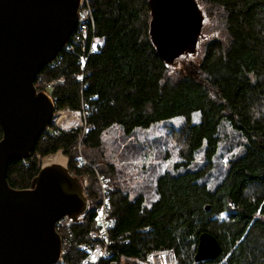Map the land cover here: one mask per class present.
Instances as JSON below:
<instances>
[{
  "label": "trees",
  "instance_id": "obj_1",
  "mask_svg": "<svg viewBox=\"0 0 264 264\" xmlns=\"http://www.w3.org/2000/svg\"><path fill=\"white\" fill-rule=\"evenodd\" d=\"M203 1L227 40L206 42L201 63L188 73L174 77L158 53L150 33V0H90L97 52L85 66L76 53H65L60 66L42 71L48 79L62 80L55 90L58 108L87 111L85 148L100 149L103 133L115 124L131 135L174 117L186 119L179 130L186 144L184 159L158 177L155 201L140 192L131 196L120 183L113 185V167H99L111 181L110 251L120 263L173 249L178 264H196L199 237L210 232L222 253L205 264H264V0ZM195 112L201 113L198 123L192 121ZM225 124L242 136L244 145L211 186L208 168L220 150ZM82 131L60 130L41 138L29 157L11 160L9 184L32 188L42 167L38 155L48 159L59 150L69 157L70 173L82 182L91 171L79 164L76 151ZM201 150L208 162L191 168ZM86 197L88 208L73 224L72 241L66 244L67 264H88L77 246L89 241L94 227L100 204L95 182Z\"/></svg>",
  "mask_w": 264,
  "mask_h": 264
},
{
  "label": "water",
  "instance_id": "obj_2",
  "mask_svg": "<svg viewBox=\"0 0 264 264\" xmlns=\"http://www.w3.org/2000/svg\"><path fill=\"white\" fill-rule=\"evenodd\" d=\"M79 1L0 0V264H55L62 245L56 221L64 215L78 220L88 208L82 182L67 165H42L29 189H16L7 179L11 160L29 157L52 124L54 105L34 82L76 29ZM150 5V33L161 57L171 62L194 51L203 24L198 2ZM221 253L218 238L201 233L196 264L213 262Z\"/></svg>",
  "mask_w": 264,
  "mask_h": 264
},
{
  "label": "rangeland",
  "instance_id": "obj_3",
  "mask_svg": "<svg viewBox=\"0 0 264 264\" xmlns=\"http://www.w3.org/2000/svg\"><path fill=\"white\" fill-rule=\"evenodd\" d=\"M196 1L203 13L202 31L194 51H186L169 62L170 73L174 77L188 73L189 68L201 63L206 42L215 38L227 40V33L219 29L216 26L215 19L206 14V2L203 0ZM64 109L66 111L63 114L67 113V116L59 121L60 126L57 130L83 129L80 133L79 144L76 147L78 157L83 155L86 158L88 164L85 166H88L89 169H91V165H94L99 171L101 170L99 167L104 169L109 166L113 167L111 171L113 185L114 183L115 185L120 183L122 188L130 192L131 196L140 192L149 201H155L158 197L156 188L158 177L167 170H173L174 164L184 159L183 153L186 150V144L182 133L179 132L186 121L183 116L155 123L150 128H138L131 135H127L122 126L115 124L105 130L103 133V146L97 150V148H85L81 143L82 135L87 128L85 120L87 111L84 109ZM69 113L71 114L68 115ZM200 120L201 113H193L192 121L198 123ZM221 137L220 150L212 162V167L208 168L207 178L211 186H215L223 178L230 160L242 152L244 145L242 136L228 124L223 126ZM57 154H60L66 160L62 165L68 167L69 157L62 150H59ZM51 157L48 156V159ZM38 158L41 165H48L44 163L47 160L46 157L38 155ZM207 162L205 152L201 150L195 155V159L191 161L190 167L194 169L201 168ZM168 251V249H162L149 253L160 254L161 256L158 259L163 264H172L173 262V264H178L174 250H171V253ZM146 256L138 260H123L122 264L144 263L147 260Z\"/></svg>",
  "mask_w": 264,
  "mask_h": 264
},
{
  "label": "built area",
  "instance_id": "obj_4",
  "mask_svg": "<svg viewBox=\"0 0 264 264\" xmlns=\"http://www.w3.org/2000/svg\"><path fill=\"white\" fill-rule=\"evenodd\" d=\"M94 28L95 23L90 0H80L76 29L70 35L67 43L63 46L55 60L48 63L36 77L34 82L36 91L45 93L50 98L55 108L52 124L46 128L42 138L56 133L60 134V129L57 130L60 126L59 121L67 116V113L65 115L63 114L66 109L57 107L55 98V90L60 86L62 80L60 78L48 79L47 74L42 71L45 68H57L60 66L63 63L65 53H76L79 55L83 66H85L87 57L97 52L99 48V40L95 34ZM70 114L71 113L68 115ZM86 117L87 114L85 115V118ZM78 159L80 165L85 166L88 164V161L83 155H79ZM93 182H95L96 186L100 189V204L96 208L94 227L89 231V241L79 244L77 248L85 254V262L88 264H122L111 259L112 252L110 251V247L113 241L110 232L114 227V219L111 217L112 186L110 178L105 173L97 170L94 165H91V171L85 173L82 177L85 195L86 189L90 187ZM76 221L77 220L73 216L64 215L55 223V229L59 233L62 241L61 256L55 264H67L64 261V255L67 253L66 244L72 241L73 224ZM160 256V254L155 255L147 253L146 262H134L130 264H163V262L158 259Z\"/></svg>",
  "mask_w": 264,
  "mask_h": 264
},
{
  "label": "bare ground",
  "instance_id": "obj_5",
  "mask_svg": "<svg viewBox=\"0 0 264 264\" xmlns=\"http://www.w3.org/2000/svg\"><path fill=\"white\" fill-rule=\"evenodd\" d=\"M65 162H66V160L60 154H54V156H52L51 158H49V159H47V160L44 161V163L45 164H48V165H52V164H60V165H62ZM63 166H65V165H63ZM168 250H169L168 252H170V253L173 251V249H168Z\"/></svg>",
  "mask_w": 264,
  "mask_h": 264
}]
</instances>
